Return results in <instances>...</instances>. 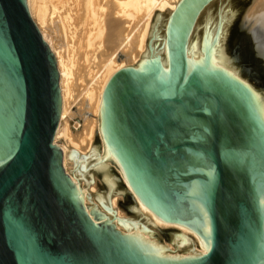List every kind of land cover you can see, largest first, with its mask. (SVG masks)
Segmentation results:
<instances>
[{
  "label": "water",
  "instance_id": "95a60500",
  "mask_svg": "<svg viewBox=\"0 0 264 264\" xmlns=\"http://www.w3.org/2000/svg\"><path fill=\"white\" fill-rule=\"evenodd\" d=\"M254 0H180L103 91L87 161L54 145L56 60L26 0H0V264H264V64ZM97 151V153H96ZM88 186L86 212L74 196ZM137 199L138 203L136 202ZM195 233L205 251L174 228ZM110 220H102L101 215ZM118 229H117V228Z\"/></svg>",
  "mask_w": 264,
  "mask_h": 264
},
{
  "label": "bare ground",
  "instance_id": "6f19581e",
  "mask_svg": "<svg viewBox=\"0 0 264 264\" xmlns=\"http://www.w3.org/2000/svg\"><path fill=\"white\" fill-rule=\"evenodd\" d=\"M179 1L180 0H27V7L29 10V14L31 15L32 18L34 16L35 19H37L35 20V23L40 30L42 29L47 30L46 27L49 26L47 24L49 22L52 23V18L51 19L49 18L52 13L48 15V11H49L48 10L49 6L47 7L48 4L50 5V7L51 6L53 7V9H51L52 7L49 9H51L53 13H55V15L58 16L57 19L59 22L56 20L55 21L58 22V25L60 26L59 32H57V30L55 29L56 27H53L55 32L53 31L54 34L51 32V35L53 34L55 36V33L57 32L60 35V39H62L61 42L63 41L64 43L67 42L66 40H71L72 42L73 37H75L76 39L78 38L79 40L78 48L82 49L81 52L85 59L83 63L87 64L88 57L85 58L86 56H90L92 58V62H95L94 60L98 59L96 64L93 63L95 65L93 67H98L97 69L98 71L97 70L93 71L95 68L93 67L90 68V66H88L90 69H93L90 70L92 73L91 77L88 74L90 71L89 72L86 71L87 73L85 72L84 73L88 74V76L90 77V79L88 78L90 80L88 82H92L90 88H88L86 91V98L87 100H89V103L92 105V106L90 105L91 106L90 111H92L93 109L92 112L96 117L94 126H96V130L100 134V138H101L102 152L100 154L97 153L96 151L98 161L99 164L106 171L108 167L107 161L109 159L105 152L101 127H100V111L103 106L104 88L108 80L114 73H116L117 71L123 68H129V67L134 68L136 70L137 66L143 61L144 52H145V50L143 51V43L147 35L149 20L151 19L150 17L151 15H153V12H155V10L159 12L164 10L173 11ZM261 2H262V6L259 4L261 8H259L258 4H257L258 6L257 8L261 10L258 14H260L261 26L264 27V0H262ZM256 10L258 11V9ZM256 14L257 13H255V16ZM252 15L254 16V14ZM139 16L142 19L143 18L145 19V23L141 21L144 23V25L142 24L143 27H141L140 31L138 30V32L135 33L134 29L136 26L134 25V23L139 18ZM157 18H159V15L157 16ZM258 18L259 17H257L256 19ZM252 19L254 18L252 17ZM44 30L42 31V33L44 32ZM42 33L40 34L43 40L46 42L44 35ZM75 42L73 41L72 43ZM46 44L48 45L49 49L51 50L56 60V65L59 73L61 112H60L58 128L56 130V134L54 137V143L56 142V139L58 137L63 136L76 149L77 145H75L74 142L71 141L72 139L70 138L71 136L68 134L67 128L63 126L65 115L68 110L67 107L69 104L68 99L70 98L69 96L70 76L67 73V69H65V67L61 62V57H60L61 53H59L58 51H54V48H52V46L47 42ZM119 51H122L124 55L122 61L116 63L115 59H117L116 56ZM83 63L81 64L85 68L86 64L84 65ZM87 126H90V124ZM91 128H93V126ZM84 130L88 131V129H84ZM91 135H92V129H89L86 137L90 138ZM88 142L89 139L87 141V144ZM92 149H88L89 151L86 154H82L81 156L79 155L78 157H74L75 155L74 153L70 152V154H67L66 148L61 147L63 153V167L66 173L69 174L72 182H73L72 173H68V171L66 170L67 161L71 162L70 158L87 161ZM74 196L77 198V201L83 205L86 212L89 213V210L85 205L86 197L85 199L84 197H82V191L80 189V186H75ZM135 200L138 203L136 198ZM138 208L140 213L145 217L147 224H151L153 226H158L162 228L177 229L179 231V235L186 238H189L191 234L194 237L193 242L196 243L199 247L198 249L199 254H196V256L205 254V251L195 233L184 230L181 226L162 223L161 221L153 217L151 209L148 207L138 205ZM101 219L104 221L110 220L107 216H103V215H101ZM187 233H190L189 236ZM191 238L192 237H190V239Z\"/></svg>",
  "mask_w": 264,
  "mask_h": 264
},
{
  "label": "rangeland",
  "instance_id": "374dc122",
  "mask_svg": "<svg viewBox=\"0 0 264 264\" xmlns=\"http://www.w3.org/2000/svg\"><path fill=\"white\" fill-rule=\"evenodd\" d=\"M261 1L262 0H254L253 7L251 8L250 12L248 13L247 17L245 18V31L248 34L249 38L251 39V41H252V43H253V45H254V47H255L258 55H259V58H260L262 64H264V27L261 26L260 14H258L261 11L259 9V8H261L260 5L262 6ZM257 4L258 5L260 4L259 8H257L258 7ZM26 5H27V0H26ZM47 7L49 10L48 15H50L52 13L49 17L50 19L52 18V23L49 22L47 24V25H49L46 27L47 30L46 29L40 30L35 23V20H37V19H35L34 16H33V18H34L33 19L31 17V15H30V17H31L32 21L35 23L39 32L41 31L40 33H42V31L44 30V32L42 34L44 35L46 42L48 44H50L52 46V48H54V51H58L59 53H61L60 54L61 62L63 64V66L65 67V69H67V73L70 76L69 77V79H70L69 80V88H70L69 96H70V98L68 99L69 100L68 101L69 104L67 106L68 110H67V113L65 115L63 126L67 128L68 134L71 136L70 138L72 139L71 141L74 142V144L78 146V147L76 146V149H78V150H76L75 147H73L70 144V142L68 140H66L63 136L58 137L56 139V142L54 143V145L60 149H61V147H65L67 150L66 151L67 154H70V152H72L75 154L74 157H78L79 155L81 156L82 154H86L89 151L88 149H92L94 147L96 149V147H97L96 146V134H97L96 132H97V130H96V126H94L96 117L94 116V113L92 112L93 109H92V111H90L92 105L89 103V100H87V98H86V91L88 88H90V85L92 84V82H88V81H90L89 79L92 75L90 70H93L90 68L95 66L94 64L97 63L98 59L94 60L95 62H92V58L90 56H86L85 58L88 57L87 64L83 63L85 59H84L82 52H81L82 49L78 48V44H79L78 38L76 39L75 37L72 36L73 37L72 42L76 41L75 43H72L71 40H66L67 41V42L65 41L66 43H64L63 41H62L63 43L61 42L62 39H60V35L57 33L60 31V26L58 25L59 21L57 19L58 16H56L55 13H53V11L51 10V9H53L52 6H51L52 7L51 8L50 5L47 4ZM49 8H51V9H49ZM254 9H255V11H254ZM256 9H258V11ZM170 11H172V10H164L161 12L155 10V12H153V15H151V17H150L151 19L149 20L147 35H146V38L144 39L143 51L145 50L147 39L149 37V34L151 32V29L153 27L154 21L157 18V16L158 15H159V17H160V15H161V17L168 16ZM253 12L257 13L256 16H255V13H253ZM252 14H254V16ZM252 17L254 19H252ZM257 17H259V18L256 19ZM143 19L139 16V18L135 21V23H134V25L136 26L134 29L135 33L138 32V30L140 31L141 27H143L142 24L144 25V23H145V19L144 20ZM55 20L58 22H56ZM141 21H143L144 23ZM54 22H55V24H54ZM53 27H56L55 29L57 30V32L55 33V36L53 35L54 34L53 31L55 32ZM49 28H51V29H49ZM48 31H50V32H48ZM51 32L53 33L52 34L53 36L51 35ZM74 39H76V40H74ZM77 40H78V42H77ZM73 44H75V45H73ZM123 55H124V53L122 51H119L117 53V56H116L117 59H115L116 63H119V61H122ZM81 63H83L84 65L86 64L87 66L85 65V68H84V66ZM88 66H90V68ZM93 68H95L93 71H96L98 69V67H93ZM83 69H84V71H83ZM86 69H88V70H86ZM86 71H88V72L90 71L88 73L90 77L88 76V74H85V73H87ZM89 124H90V126H87ZM86 126H87V128H86ZM92 126H93V128H91ZM88 127H90V128H88ZM84 129H88V131H89V129H92V135L90 136V138L86 137L88 131H86ZM83 131H84V133H83ZM85 133H86V135H85ZM79 137H81V138H79ZM88 139H89V142L87 144ZM65 141H66V143H65ZM66 170L68 171V173H72L71 162H69V161H67ZM80 189L82 191V197H84V199L86 197L85 205L87 203V197H88L90 199L92 208H94V210H97L98 212H100L98 207H97V204H96V202H95V200H94V198H93V196H92V194L88 188V186L87 185L84 187L80 186ZM160 228H162V227H160ZM187 234L189 236L190 233H187ZM190 237H192L191 239L193 240L194 237L191 234H190L189 238ZM194 244L196 245V254H199V252H198L199 247L196 243H194Z\"/></svg>",
  "mask_w": 264,
  "mask_h": 264
}]
</instances>
